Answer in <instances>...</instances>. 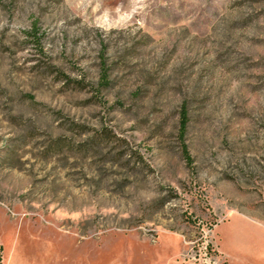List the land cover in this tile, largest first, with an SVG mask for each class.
<instances>
[{"label":"rangeland","instance_id":"1","mask_svg":"<svg viewBox=\"0 0 264 264\" xmlns=\"http://www.w3.org/2000/svg\"><path fill=\"white\" fill-rule=\"evenodd\" d=\"M0 241L7 264H258L264 0H0Z\"/></svg>","mask_w":264,"mask_h":264},{"label":"trees","instance_id":"2","mask_svg":"<svg viewBox=\"0 0 264 264\" xmlns=\"http://www.w3.org/2000/svg\"><path fill=\"white\" fill-rule=\"evenodd\" d=\"M24 34L32 44H35L36 46L40 47L42 43L43 35L40 33V28L37 22H33L30 29L26 30ZM108 77L109 76L107 70L103 68L101 71V79H100V84L102 87H108L110 85V81ZM188 122H189L188 111L186 109V106L184 105L181 110V118H180V137L182 139L185 138V135L187 133ZM182 145H183L182 150L184 157L188 162V164L191 166L192 158L189 153L188 146L185 142H183ZM0 264H3V246L1 244H0Z\"/></svg>","mask_w":264,"mask_h":264},{"label":"crops","instance_id":"3","mask_svg":"<svg viewBox=\"0 0 264 264\" xmlns=\"http://www.w3.org/2000/svg\"><path fill=\"white\" fill-rule=\"evenodd\" d=\"M18 234H17V232L15 233V238H14V241H13V248H12V250L9 252V255H10V257H13V255H14V253H15V247H16V245H17V240H18ZM0 243L3 245V248H4V250H3V262H4V264H7V262H6V249H5V246H4V244L0 241ZM226 257V256H225ZM226 259L228 260V258L226 257ZM28 262V261H27ZM228 262H229V260H228ZM15 264H21V261H20V259L19 258H17V261L15 262ZM22 264H25L24 263V259H22ZM28 264H29V262H28ZM229 264H232V263H230L229 262ZM258 264H264V257H262V259L260 260V262L258 263Z\"/></svg>","mask_w":264,"mask_h":264}]
</instances>
